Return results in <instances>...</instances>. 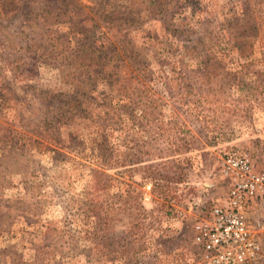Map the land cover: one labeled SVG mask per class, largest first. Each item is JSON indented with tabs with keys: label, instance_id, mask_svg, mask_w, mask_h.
Returning a JSON list of instances; mask_svg holds the SVG:
<instances>
[{
	"label": "rangeland",
	"instance_id": "374dc122",
	"mask_svg": "<svg viewBox=\"0 0 264 264\" xmlns=\"http://www.w3.org/2000/svg\"><path fill=\"white\" fill-rule=\"evenodd\" d=\"M234 151L264 158V0H0V264H206Z\"/></svg>",
	"mask_w": 264,
	"mask_h": 264
},
{
	"label": "built area",
	"instance_id": "2783aa9c",
	"mask_svg": "<svg viewBox=\"0 0 264 264\" xmlns=\"http://www.w3.org/2000/svg\"><path fill=\"white\" fill-rule=\"evenodd\" d=\"M220 174L230 185L227 198L195 224L194 242L206 264H258L262 246L257 236L264 224H253L250 211L264 208V158L258 164L249 154L234 151L221 161Z\"/></svg>",
	"mask_w": 264,
	"mask_h": 264
},
{
	"label": "trees",
	"instance_id": "16d2710c",
	"mask_svg": "<svg viewBox=\"0 0 264 264\" xmlns=\"http://www.w3.org/2000/svg\"><path fill=\"white\" fill-rule=\"evenodd\" d=\"M67 4H69L68 2L65 4V7L66 8H68V5ZM247 10H248V8H247ZM249 14L251 13V9H249V12H248ZM99 14H101V13H99ZM113 15H115V14H104V16H99L100 17V20H102V22H103V24L105 25V27H107V29H109V30H111V24H116V21L115 20H118V21H127V22H130V20H129V18H128V16H123L122 18H120V19H117V16L118 15H115V16H113ZM120 21V22H121ZM255 26H256V22L253 20V27H251L252 28V30H253V28H255ZM238 36H239V34L238 33H236V36H235V38L237 39L238 38ZM85 39H86V37H85ZM84 39V40H85ZM241 42V40H239V41H233V43H234V45H237V47L240 45V44H245V43H240ZM110 45L112 46V44L110 43ZM83 47H88L87 49H90V50H92L93 51V53H96V52H98L101 48L99 47V49L98 48H96V47H94L93 46V43H91V42H88V43H86V46H83ZM239 48H243L242 46H239ZM107 50V49H106ZM125 50V49H124ZM115 51V48H113V50H111V52H114ZM123 52H125V51H123ZM95 61H98V58L97 57H95V59H94Z\"/></svg>",
	"mask_w": 264,
	"mask_h": 264
},
{
	"label": "crops",
	"instance_id": "0c3cea01",
	"mask_svg": "<svg viewBox=\"0 0 264 264\" xmlns=\"http://www.w3.org/2000/svg\"><path fill=\"white\" fill-rule=\"evenodd\" d=\"M251 211H253V209L251 210ZM251 211H250V213H251ZM251 217V216H250ZM264 232V231H263ZM263 232L262 233H260V234H258V236H261V235H263ZM259 241V240H258ZM260 242V241H259Z\"/></svg>",
	"mask_w": 264,
	"mask_h": 264
}]
</instances>
